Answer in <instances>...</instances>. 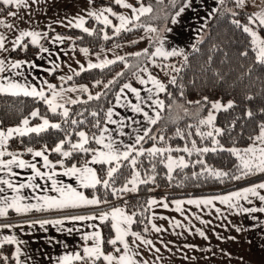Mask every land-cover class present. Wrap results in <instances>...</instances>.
<instances>
[{
    "label": "trees",
    "instance_id": "16d2710c",
    "mask_svg": "<svg viewBox=\"0 0 264 264\" xmlns=\"http://www.w3.org/2000/svg\"><path fill=\"white\" fill-rule=\"evenodd\" d=\"M227 1L224 0L207 21L203 30L204 35L196 43L199 51L192 48L187 53L188 60L186 63L182 57L162 61V59L154 57L151 59L148 57L137 58L134 54H129L124 60H117L115 63L102 68L83 70L79 75H75L70 82L89 84L92 89L91 96L95 97L100 94V99L89 100L86 96L76 104L66 105L69 109L68 118L62 117L61 112L53 114L47 105L38 98L0 94V126L2 128L20 125L24 118L31 117L30 113L34 110H39L40 116L33 118L32 123L40 121L41 117H46L61 124V129L50 128L39 136L31 134L25 137H13L8 142L7 151L29 155L28 147L33 148V150L46 147L52 159L58 160L61 155L53 152L52 149L63 139L66 141L64 150H71V143H76L79 139L76 135L79 131L88 134L90 138L88 147L96 149L97 144L91 137L93 134L99 136L101 133L107 120V110L116 101L120 88L125 83L137 85V76L144 74L135 67H126L125 65L131 66L139 63L140 67L148 69L147 72L160 77L167 86V91L162 93L165 108L161 113V119L152 126L150 136H153L156 131L157 136H161L164 132H170L168 140L174 147L187 146L192 148V141L196 142V147L204 145L208 147L213 144L212 137L197 135V118L192 115H181L177 119L174 118V115L179 113L176 111L177 104L183 105L187 110L191 109L190 113L197 112L195 109H198L200 118L207 113L213 101L231 100L233 107L227 110L221 109L215 121V124L222 130L217 135V144L227 148L209 150L206 153H198L193 150L191 155L174 149L172 152L156 157L149 156L145 151L144 156L138 157L137 168L141 173V179L154 177V180H149L146 184H139L137 194L127 195L129 196L128 199L117 202L120 194L123 193L119 189L127 183L133 173L132 166L128 162H124V166L115 174V181H110L111 186L109 188L98 185L95 189L103 201L107 200L108 204L112 205L125 204L130 212L135 213V229L143 230V224L146 223L149 215L147 200L150 195H166L170 199L180 196L218 193L264 180V173L243 175L238 167L240 165L239 158L229 149L232 146H245L252 142L259 133V126L264 123V65L255 61V51L254 46L251 45V38L232 23L233 20L238 19L241 24H247L251 13L241 9L237 4L240 10H237L236 15H233V12L228 11L225 7ZM233 1L236 2V0ZM102 2L104 0L97 1V3ZM144 2L153 5L154 13L151 15L157 14L161 17L159 20L142 17L140 22L146 27L162 22L171 25L175 13L187 0H176L175 6L170 0H163L162 3H158L157 0H144ZM165 2H168V6L162 10L164 7L162 4ZM114 6L116 7V5ZM10 10L11 7L3 8L0 5V16L6 15ZM163 14L167 15L166 19ZM86 27L95 28V32L90 35L80 28L66 29L61 32L73 37L74 40L71 43L76 47L86 46L91 51H97L115 43L138 37L145 28L134 27L131 31L116 35L112 34L111 28L106 31L103 24L96 23L94 19H90ZM259 30L264 37V30ZM105 33L109 35L110 39L105 40L103 38ZM155 46V41H152L147 49L149 52H154ZM38 50L39 47L28 43L26 49L19 48L14 51L13 57L30 59ZM245 52L247 55H243ZM154 62H165L179 66L181 70L178 73L174 71L172 73V77H176V83H170L172 77L168 79L161 75L160 69ZM134 72L137 75H133ZM119 73H123V75H118ZM110 81H114V83L109 84ZM205 97H207V101L204 100ZM196 101H200V104H196ZM93 111L97 112L98 116L93 117L91 115ZM249 111L253 113L251 117L247 115ZM65 119L68 122H65ZM72 119L83 121V123L72 125L70 123ZM97 120L100 122L99 128L93 126ZM190 125L191 127H189ZM204 127L208 128L209 126ZM177 130L180 134L177 133ZM145 139L146 141L142 144L144 147L153 143H161L158 137L155 140ZM166 145L168 144L166 143ZM179 153L188 157L189 164L187 167H178L169 174L166 158L168 154ZM90 157L91 153L74 152L71 157L66 158L64 163L66 165H81ZM153 165H155L154 171ZM107 167L108 165L97 166L100 177L106 178ZM213 172H224L227 175L215 176L212 174ZM236 176H239L240 179H235ZM104 234L106 242L112 235L110 222L104 225ZM109 247V244L105 243V250H108ZM2 256H7L9 259L5 262L0 258V264H15L11 256L10 245H5L1 249L0 257Z\"/></svg>",
    "mask_w": 264,
    "mask_h": 264
},
{
    "label": "snow or ice",
    "instance_id": "6c2138e0",
    "mask_svg": "<svg viewBox=\"0 0 264 264\" xmlns=\"http://www.w3.org/2000/svg\"><path fill=\"white\" fill-rule=\"evenodd\" d=\"M93 0H89V4H91ZM138 7L134 6L132 3H128L127 0H114V3L122 8L129 9L131 12V16L124 15V14H118L113 10L112 7H104L99 10H89L87 12V15L89 17H94L97 21H99L101 24L105 26L112 25V20L109 19L108 15H105V13H109L111 16L116 17V19L119 21L118 26L114 27V31L116 34H120L122 31H131L133 27H145L143 23H141V17H148L149 19H158L160 18L158 15H151L154 13V8L152 4H145L143 0H137ZM158 3H162L163 0H157ZM172 5L175 6L176 0H171ZM224 0H220V3L222 4ZM237 4L239 6H244L245 0H236ZM0 4L7 6H15L16 9H19L21 7H27L28 3L27 0H0ZM190 3L184 4L181 7H179L178 11L175 13V16L172 18V23L176 22L175 17H178L185 11L186 7H189ZM215 11V9L213 10ZM7 15L15 17L17 15L16 11H9ZM233 15H236V13H233ZM166 19V17H165ZM258 22V27L261 30H264V10H261L259 12H256L248 17V23L247 24H241V22L237 20H233L232 23H234L238 28H241L244 33H246L251 38V45L254 46L255 51V61L259 64L264 65V38H261L260 35H258V31L254 30L253 27L250 25L256 24ZM69 24H72V21H69ZM0 25L12 29L14 26L11 23H5L4 20H0ZM85 19L83 16H79L78 18H75V24L74 27L81 28L85 33L92 34L89 30V28L85 27ZM146 31L148 33H153L155 36L153 37L155 44L157 45L155 47L154 52H149V50L146 48L142 52H136L134 55L137 58L140 57H148L151 59L152 57H163L167 59L168 57L173 56H181L186 63L188 60L187 54L183 50L178 49H171L168 50L165 48V42H166V35L165 33L171 31L166 25L163 28H157L153 27L151 25H148L146 27ZM41 33L37 31H20L19 35L16 37L14 41V46L19 47L21 46V41L25 39V37L31 38V44L38 45L40 43L41 39ZM43 35H47V33H44ZM103 38L105 40L110 39V37L107 35V33L104 34ZM56 40H62L63 38L60 36H57L55 38ZM5 41L6 37L3 34H0V51H8V49L5 47ZM15 47L13 50H15ZM23 47L26 49L28 47L27 44H24ZM193 50L199 51V49L194 44ZM41 52H48L49 50L47 48H40ZM87 55L88 50L87 49H81ZM243 55H247V53H243ZM118 60H124V57H117ZM24 63L22 61H16L11 62L9 61L7 64L5 62V59H0V74L5 73L7 70H14L19 69L21 67V64ZM115 63L114 60H104L100 64H89V68H102L106 65ZM35 66V65H33ZM126 67H135L139 72H147L148 69L146 67H140L139 63L136 65H125ZM59 65H55L52 69L53 71L55 68H58ZM164 67H169L165 65ZM171 70L174 72H179L181 69L175 67V65L170 66ZM15 75H22V73H15ZM76 75H79L77 72ZM118 75H123V73H119ZM133 75H137L136 72L133 73ZM139 83L144 85L150 83L153 87L148 88L147 92L149 95L146 98L141 97L140 90L133 87L130 83H125L121 89L120 93L116 96V101L119 104L121 99V94L124 93V90L127 89L131 93L135 95V98L137 101H140V103L132 104L130 101L128 102V106L131 108V110L134 113L143 114V117L145 121L150 125H155L158 120L161 119V111L165 108V104L163 100H160L158 98H153V90L155 89V95L158 97L159 93H163L167 91V86L161 82L156 77L152 76L151 74L148 75V79L145 80L143 78H140L137 76ZM60 80H64L65 78L61 76L59 78ZM67 79L71 80L72 77L69 76ZM0 80H4L6 82H0V94H8L11 96H25V97H32L34 99L38 98L39 100L43 101L48 109L53 113L56 114L58 109H62V112L60 115L64 118L69 117V109L65 107V104H76L79 101L74 99H66L65 98V92L66 91H76L75 88L71 89H63L61 88L59 91L56 90V85L47 84L48 89L51 91V96H46L43 89H38L36 86L28 85L26 83H19L15 80L10 79L9 77H0ZM47 83V82H45ZM114 83V81H110L109 84ZM170 83L175 84L176 83V77L173 76L170 80ZM107 87V85H105ZM81 91L87 92L86 87H82L80 89ZM89 100L93 99H100V94H97L95 97L89 95ZM251 99V97H249ZM205 101H207V97L204 98ZM150 101L151 103H148ZM141 103H144L149 108L154 109V115H150L148 111H145L144 108L141 107ZM196 104H200V101H196ZM171 107V105H169ZM233 107V102L229 101L227 105H222L219 101L212 102L211 108L213 110L219 111L221 109L227 110ZM186 115H192L194 118H197L198 125H204V126H213L215 115L213 112H209L207 118H199V110L195 113H188L187 110H185ZM93 117L98 116V113L93 111L91 113ZM113 110L109 108L107 110L106 116L109 123L116 124L117 121L112 119ZM249 117L253 115L251 111L247 113ZM30 116L32 118H36L40 116L39 110H34L30 113ZM42 122L35 125L30 126V121L26 117L24 118L20 125L16 127H10L7 130L0 129V172H3L6 170V175L15 177L18 175L17 172L13 171V166L19 169H30L33 175H31L28 180L29 182L27 184L25 183H19L18 185L13 183L12 180L6 179L3 177H0V185L6 186L7 189L11 190L15 195L9 197L7 195H2L5 193L6 188L0 187V217H6L9 213V210H13L17 214H26L32 210L36 211H46L51 209H79L86 206L91 205H99L103 202L99 198L93 197L89 198L84 195L83 192L77 191L76 188L72 187L71 185H67L62 183L61 181L55 179L57 175H63L67 177H74L82 187L84 188H92L96 189L98 185H102L104 188H109L111 186L110 181H115V174L118 173L119 169L124 166V162H128L132 168L133 173L131 175V179L127 181V183L119 189L121 192H127L132 191L135 192L137 184H146L149 182V180H154V177H148V179H141V173L136 170L138 167V157L144 156L145 151L148 153L151 157H156L158 155H162L165 152H172L174 149L168 147V148H159L153 146L150 149H143L142 147L137 148V145H141V142L145 140V138L149 139H157L155 136H150L149 133L151 132V128H147L143 130V134H137L133 140L132 144H123V142L117 143L111 136H109L108 142L105 143V133L109 132V129L107 127L103 128L101 130V133L99 136L93 134L91 137L92 140L95 141L97 145H101V149H94L91 147H88L90 144V138L84 131H79L76 133L79 137V141L76 143H71V150H64V145L66 143L65 140H60L56 146L52 149L53 152L60 154L64 158H69L73 155L74 152H81V153H91V160L85 161L84 164L81 166H77L73 164L71 167H65L64 166V160L61 159L57 161L56 163H53L49 160L48 155L45 153L48 151V149L45 147L43 150H33V148L28 147L27 152L30 153L33 157V159L39 157L42 158L43 164L42 167L45 169H49V171H41L39 167H37L36 163L26 161L21 158V154L14 153L11 151H7V145L10 139L15 137H25L29 136L31 134H35L39 136L41 133H44L51 129H61L60 123H50V121L46 117H41ZM65 122H68L67 119H65ZM72 125H76L78 123H83V121H78L76 119H72L70 121ZM133 123H139V121H133ZM94 127L99 128L100 122L99 120L96 121V123L93 125ZM191 127V125L189 126ZM139 132V130H136ZM221 129L216 128L215 133L219 135L221 133ZM177 133H179V130H177ZM120 135H124L123 131L120 132ZM197 135L200 136H207V137H213V132H201L199 127L197 128ZM158 139L160 141H163L165 137L163 135L159 136ZM214 143H218V141L214 140ZM120 145H123V149ZM259 145V146H258ZM195 150L198 153H206L210 149L205 148H197L196 142L192 141V149H189L188 147H184L183 149H175V151H184L187 152L189 155L192 154V151ZM212 151H215V148L211 149ZM231 152H233L240 160L239 170L243 172V175L247 176L249 174L254 173H264V123H262L259 126V133L253 138V143L251 146L243 150V154H241V151L238 149H231ZM135 153V155H133ZM8 156L10 159H3V157ZM167 170L170 174L174 167H187V164L185 163L184 157H179L178 160L173 159L172 156H167ZM200 163H203L202 161H199ZM57 164L60 165L61 168H63L62 173H58L56 171ZM91 164H101V165H108L106 168V178L100 177L97 174L96 169L91 167ZM155 169V165H153V171ZM211 171V170H210ZM215 176H224L227 175V173L224 172H213L212 173ZM37 178L44 179L46 178L47 181H51V191L58 193L56 196L51 195H42L37 196L36 200L37 203H26L25 201L29 198L23 195H20V192L24 188H31V189H40L41 191H48L46 188H41V185L38 183H34V181ZM235 179H240L239 176L234 177ZM128 184H131L132 187L129 188ZM259 190H264V183L256 184L252 187L244 188L242 191L233 192L226 196H217L212 197L208 199L203 200H188L187 203L189 204H195L199 207L200 204L205 205H211L213 203V200H219L221 204H227L229 208H238L240 212L243 213H256V212H262L264 213V207H251V208H245L240 206L238 203L240 200L248 201V203H252V200L250 197L257 198L260 202L264 203V195L261 194ZM236 201V203H233V201ZM149 205L156 204V200H150L148 201ZM181 201L176 202V211H182L180 204ZM165 208L168 207L167 204L163 205ZM216 211L219 213L220 209H216ZM135 213L132 214H126L125 210L119 207L111 209L110 212H100L99 215H69L65 216L63 219H56V220H41V221H34L33 223H39L41 227H43L45 224H54V225H63L65 220L71 221V222H83V221H93L99 219L101 223L104 222H110L111 229L114 230V238H111L105 242L103 239L102 233L99 230L98 225L90 224V228H94L97 230H94L89 233H84L82 235V240L85 241L84 246L81 250L72 252V253H66L58 258L57 264H138V262L133 258L135 255H138V253H133L132 249L130 247V244L126 237L131 235L132 237H135L136 240H141L145 245H151V240H145L140 233L131 231V226L135 222L134 221ZM204 223V221H201ZM19 225H9V224H3L0 225V228H11V227H18ZM153 229L157 232H160L161 229L157 227L155 224L152 225ZM237 231H241L240 228L236 229ZM68 233H72L73 229L69 228L67 229ZM79 231V229H77ZM147 231V229H145ZM199 231V230H197ZM200 236H204L205 233L203 231H199ZM90 242V243H88ZM24 243L23 241H20L17 239L16 236H4L2 239H0V248H2L5 244L7 245H17L14 253V259L16 264H22V261L20 260L21 256V248L19 247L20 244ZM105 243L113 246L112 252H106L104 249ZM122 245L121 247H117V245ZM190 247V246H189ZM156 251H159V249H156ZM2 258L5 262L8 261L9 257L2 256Z\"/></svg>",
    "mask_w": 264,
    "mask_h": 264
},
{
    "label": "crops",
    "instance_id": "0c3cea01",
    "mask_svg": "<svg viewBox=\"0 0 264 264\" xmlns=\"http://www.w3.org/2000/svg\"><path fill=\"white\" fill-rule=\"evenodd\" d=\"M34 1H38V3L35 4ZM97 1L98 0H93V2L89 4V0H27L28 6L17 9L16 11L17 15L15 17L9 16L6 14V15H2V17H0V20H4L5 23L14 24L18 21V18L22 20L24 14L28 12V15L26 16V20H27L31 18L30 17L31 14L36 13L38 9V5L40 3L42 5L41 9H43V12H44L43 17L36 18V15H35L33 17L34 20L32 21L34 23L36 22L38 27H42V21H41L42 19L48 16L52 17V15L56 13H60V14L71 13L73 17L83 16L85 19L84 26L86 27L87 22L90 19H93L92 17H89L87 15V12L89 10H99L111 3L116 5L114 3V0H104V2L102 3H97ZM130 1L131 2L134 1L138 3L137 0H130ZM188 3H190V6L186 7L185 11L181 13L180 16L175 17L176 22L175 23L171 22V25L169 28L171 29V31L168 32V37L165 42L166 49L171 50L175 48L178 50H183L185 54H187L193 48L192 46L200 40L199 39L200 34L202 32V29L206 25L207 20L215 12L213 10L214 9L216 10V8L221 4L220 0H187L185 4H188ZM33 4H35V6H33ZM2 28L7 29L4 26H2ZM74 28H77V27H74ZM48 36L49 34L45 37V39L41 43L43 48H47L49 50L48 52H41L40 50H38L36 54L30 59L14 58L13 53L10 54L8 58L6 59V64L9 61L11 62L22 61L24 63L21 64V67L19 69L7 70L5 73L0 74V77H9L10 79L15 80L19 83H26L28 85L36 86L38 89H43L45 92V95L49 97L51 96V91L47 87L48 83L56 85L57 91H59L61 88L65 90L75 88L76 91H66L65 98L80 101L84 97L92 95V89L90 85L85 82H78V83L70 82L71 80L67 79L69 76L73 78L77 72L80 73L83 70L91 69L88 67L90 63L100 64L104 60L117 61L118 60L117 57H125L126 55L130 53L140 52L142 51L141 46L148 45L150 41L152 40V37L154 36V34L150 33L147 36L148 41H146V43L142 44V42H140V44L142 45H139V42L135 44H132L131 41L120 42L118 43V45L121 44V45H124V47H119V49H115V51H111V52L107 51V49L112 48L116 44L111 45L110 48L109 47L101 48L97 51H91L90 49L86 47L78 48L73 43H67L64 38L62 40L51 41L54 34H52V36H50L49 39H48ZM32 46H35V45H32ZM130 47L134 51L131 52ZM81 49H87L88 50L87 55H85V53L81 51ZM173 57L176 58L177 56H173ZM156 59H165V58L156 57ZM55 65H59V67L55 68V70L53 71L52 69L54 68ZM17 72L22 73V75H15V73ZM149 74H151L152 76L156 77L161 82H163L160 77L156 76L155 74L149 73V72H144V74H142L140 78L147 80ZM51 76L53 77L56 76V79L54 78L51 80L50 79ZM61 76L65 78L63 81L59 79ZM0 82H6V81L0 80ZM131 85L137 88L138 90H140L141 97L143 98H146L149 95V93L147 92V89L153 87L150 83L142 85L139 83V80H138L137 85H133V84ZM82 87H86L87 92L81 91L80 89ZM118 93H120V90ZM154 93H155V89L153 90L154 99L158 98L162 100V93H159L158 97ZM129 101L132 104L140 103V101L136 100L135 95L133 93L125 89L124 93L121 94L120 103L118 104L117 101H115L114 104L111 106V109L113 110L112 119L117 121V123L112 124V123H109L108 120H106L103 128L107 127L109 129V132L104 134L106 137L105 143L108 142L107 138L111 136L117 143L122 141L123 144L125 145L132 144L137 134L142 135L144 129L152 128L153 125H150L145 121L142 113L137 114L131 110V108L128 106ZM148 103H151V102L148 101ZM65 105H68V104H65ZM141 107L144 108L145 111H148L150 115H154L153 108L147 107V105L144 103H141ZM133 121H139V123H133ZM41 122L42 120H40V122H37V124ZM37 124L35 122L30 123V126H35ZM13 127H16V126H13ZM8 128H2L0 126V129H3V130H7ZM136 130H139V132H137ZM121 131H123L124 135H120ZM120 146L123 149V145H120ZM138 146L140 145H137V147ZM101 148H102L101 145H97L96 149L99 150ZM43 149L44 148H38L35 150H43ZM45 154L48 155L49 160L52 161L53 163H56L57 161L61 159L65 161V158L62 156L58 160H53L52 157L50 156L49 151H47ZM21 158L26 161L36 163L37 167H39L41 171H49V169H45L42 167V164H43L42 158L37 157L33 159L31 154L29 155L21 154ZM91 158L92 156L87 161H90ZM3 159L7 160V159H10V157L5 156L3 157ZM81 165H77V166L79 167ZM98 165H101V164H91L90 166L96 169L97 171ZM64 166L71 167L72 165H66L64 163ZM13 171L17 172L18 175L15 177L7 176L6 170H5L3 172H0V177L10 179L13 181V183L18 185L19 183L27 184L29 182L28 178L31 175H33L30 169H19L13 166ZM56 171L58 173H62L63 168H61L60 165L57 164ZM97 174H98V171H97ZM55 179L61 181L64 184L71 185L72 187L76 188L77 191L83 192L84 195L89 198L96 197V198L101 199L97 195L95 189L82 187L80 183L74 177L57 175ZM262 181L264 182V180ZM34 183L40 184L42 189L46 188L48 189V191H41L40 189L34 190L31 188L22 189L20 192V195H23L29 198L28 200L25 201L26 203H34V204L37 203L38 202L36 200L37 196H42V195L56 196L58 195V193L52 192L50 190L51 181H47L46 178L44 179L37 178L34 181ZM0 187L6 188V186L4 185H0ZM247 187H240L239 190L241 191ZM223 192H226V191H223ZM2 195H7L11 197L15 195V193H13L11 190L6 188L5 193ZM201 198H204V197H201ZM233 203H236V201L234 200ZM238 203L242 207L251 208L247 204H244L243 201L241 200ZM112 207H113L112 204L103 202L99 205H91V206H86V207H82L79 209H63V210L51 209V210H46V211L32 210L26 214H17L16 212L10 209L6 217H0V225L9 224V225H19V226L11 227V228H0V239H2L4 236L14 235L17 237L18 240L24 242L19 245V247L21 248V253H22L20 256V260L22 261V264H57L58 258L60 256L66 253H72V252L82 249V247L85 244V241L82 240V235L84 233H89L94 230H97L94 228H90L89 227L90 224L99 226V230L101 231L103 239L105 240L104 225L108 222L101 223L99 219L93 220V221H83V222H71V221L65 220L63 225L45 224L43 227H41L39 223H33V222L41 221V220L63 219L65 216H69V215H97L98 216L100 212H109L110 208ZM224 211L232 227L235 225L239 227V224L245 225L248 227L247 231L249 232V234L251 233V231H254V227L257 225V223H259L254 213H243V212H240L238 208H231V211L230 209L225 208ZM128 212L130 211L128 210ZM148 219H149V216L146 220V224H148ZM134 221H135V217H134ZM251 227L253 229H251ZM69 228L73 229L72 233H68L67 229ZM77 229H79V231H77ZM234 234H237V233H234ZM237 235H239V232ZM10 246H11V256L14 259V253H15V249L17 245L13 244ZM2 248H0V251ZM104 249H105V245H104ZM105 251L107 252V250ZM157 256H158V253H157ZM173 258L174 257L172 255L165 254L164 261L169 262ZM160 264L162 263L160 262Z\"/></svg>",
    "mask_w": 264,
    "mask_h": 264
},
{
    "label": "rangeland",
    "instance_id": "374dc122",
    "mask_svg": "<svg viewBox=\"0 0 264 264\" xmlns=\"http://www.w3.org/2000/svg\"><path fill=\"white\" fill-rule=\"evenodd\" d=\"M127 2L132 3L134 6H137V7L139 6L138 3L134 1L131 2L129 0ZM34 3L37 4L38 1H34ZM35 4H33V6H35ZM145 4L147 5V3ZM0 5L3 8L5 7L2 4ZM41 6L42 5L39 3L36 13L31 14L30 16L31 18L26 20V16L28 15V12L24 14L22 20L18 18V21L13 24L14 27L12 29H8V28L4 29L2 28V25H0V34L5 35L6 37L5 47L8 49V51H0V59H5V62H6V59L8 58L10 54L13 53V51H15L19 47L21 49H25L23 45L24 44L28 45V43L29 44L31 43V38L25 37V39L21 41V46L15 47V50H13L14 41L16 37L19 35L20 31H33L34 30V31L40 32L42 34L40 43L38 45H35L39 47V50H40V47H42L41 45L42 41L45 39V37L48 34H49L48 39L50 38V36H52V34H54L51 41H55L56 40L55 38L57 36L64 38L65 41L68 43H71L74 40L73 37L67 34H64L61 31L66 30L67 28L69 29L74 28L73 25L75 24V18L77 16L73 17L71 13H62V14L56 13V14H53L52 17L48 16L42 19L41 20L42 27H38L36 22L34 23L32 21L34 20L33 17L35 15H36V18L43 17L44 12H43V9H41ZM162 6H164L162 10H164L165 7L168 6V2H165L164 4H162ZM219 6L216 8V10L219 8ZM7 7H11L10 11H13V10L17 11L15 6H7ZM105 7H112L113 10L117 12L118 14H124V15L131 16V12L129 9L122 8L118 5H116L115 7L113 4H109ZM225 7L228 11H231L233 13H235L237 10H240L239 6H237V3L234 2L233 0H228L226 2ZM240 8L249 11L252 15L256 12L264 10V0H245L244 6L242 7L240 6ZM105 15H108L109 19H111L113 23L110 26L103 25L104 29L107 31L108 28H111L113 30L112 34H116L114 31V27L118 26L119 21L116 19V17L111 16L109 13H105ZM163 16L167 17L166 14H163ZM92 18L96 21V23H100L94 17ZM160 18H158L157 20H159ZM69 21H72V24H69ZM158 25H151V26L157 27V28H163L166 25L168 28H170V25H168L166 22H162L161 24H158ZM250 26L253 27L254 30L258 31V35H260L261 38H264L262 33L259 30L258 22ZM146 27L144 28V31L138 35V38L134 37L133 39H130L128 41H131L132 44L139 42V45L146 43V41H148L147 36L150 34V33L148 34V32L146 31ZM204 28L202 29L199 39H202L204 35L203 33ZM89 30L91 33L95 32V28H89ZM123 32L125 31H122L121 33ZM44 33H47V35H43ZM165 35L166 37H168V32L165 33ZM153 37L148 45L141 46L142 50L146 49L151 44V42L154 41ZM140 42H142V44H140ZM118 43H115L116 45L113 44L114 46L112 48H110L109 46L110 49H107V51L111 52V51H115V49H119V47H124V45H121V44L118 45ZM85 47H80V48H85ZM86 48L89 49V47H86ZM104 48H108V47H104ZM130 49H131V52L134 51L131 47ZM134 53H130V54H134ZM177 57H180V56H177ZM173 58L175 57L162 59V61L173 59ZM154 64L157 65L158 68L160 69L161 75L166 76L168 79L172 77L173 71L171 70L170 66H172L173 64L165 63V62H162V63L154 62ZM165 65L169 67H164ZM175 67L180 68L179 66H175ZM141 76L142 75H139V77ZM54 78L56 79V76L50 77L51 80ZM217 101H219L222 105H227V103L231 100H226V101L216 100L213 102H217ZM65 107L67 106L65 105ZM185 110H187V108L183 107V105L181 104H177L176 111H178L179 113L174 115V118L177 119V117L181 115H186ZM195 110H198V109H195ZM190 111L191 109L187 110L188 113H190ZM210 111L213 112V114L215 115L213 126H209L207 128V127H204V125H198L197 123L196 130L199 127L201 132L206 133L208 131H212L213 132V137H212L213 144L209 145L208 147L207 145H204L202 147H197V148L207 147L210 150L213 148L215 149L227 148L222 145H218L217 143H214V140L217 141V134L215 133V129L219 128V126L215 124V121H216L218 112L220 110L216 111L210 107L207 113L204 114V116H201L200 118H207ZM57 112H62V109H58ZM28 119L30 123H32L31 120L33 118L28 117ZM48 120L50 121V123H57V122H54L53 120H50V119ZM37 122H40V121H36L35 123L37 124ZM10 127H13V126H10ZM169 134L170 132H164L162 134L165 137V139L163 141H160L161 142L160 144L153 143L150 146L144 147L142 146V144L146 141L145 139L144 141H142L141 145L138 146L137 148L142 147L143 149L147 150V149L152 148L153 146L159 147V148L170 147L172 149H177V148L183 149L184 147H187V146L174 147L168 140ZM153 136L159 137L157 136V131L154 132ZM78 141L79 139L76 142ZM166 143L168 145H166ZM252 143L253 141L245 146H232L229 149H233V148L238 149L241 151V154H243V150L251 146ZM189 149H192V148H189ZM134 154L135 153H133V155ZM169 155L172 156L173 159H176V160H178L179 157L183 156L185 163L187 165L189 164L188 157L183 153L168 154V156ZM166 164H167V159H166ZM176 168L178 167H174L171 173H173ZM136 170L139 171L138 168ZM140 178H142V176ZM130 179L131 177L129 178V180ZM259 183H264V182L258 181L256 183H253L252 185L250 184L247 186L252 187ZM247 186H242V187H247ZM128 187L131 188L132 185L128 184ZM136 189L137 190L135 192L127 191V192H123L122 194H120V198L117 199V202L123 199H128L129 196L127 195L137 194L139 191V183L137 184ZM239 189L240 188H236L233 190H229V191L222 192V193L218 192L215 194L210 193V194H203V195L180 196V197L170 198V199L166 195H161V196L150 195L147 200V206H148V212H149L148 224L146 223L143 224V230H138L137 228L135 229L134 224H133L131 226V231L140 233V235L145 240H151L152 244L145 245L141 240H136V238L132 237L131 235L126 237V239L128 240L130 244L132 252L138 253V255H135L133 258L138 262V264H160V262L162 264H264V213L262 212L254 213L259 223H257V225L254 227V231H251V233L249 234V232L247 231L248 227L245 225L239 224V227H237V225L233 227L230 225L229 219L224 211L225 208H228L231 211V208H229L227 204H221L219 200H213V203L211 205L202 204V205H199V207L195 204L187 203L188 200H203V199H208V198L217 197V196H226L233 192H237ZM258 191H260L261 194L264 195V190L258 189ZM201 197H204V198H201ZM250 199L252 200V203H248V201H245V200H241V201H243L244 204H247L250 207H264V203L260 202L257 198L250 197ZM150 200H156L157 203L149 205L148 201ZM177 201L182 202L180 204L182 211H176ZM106 202L108 203L107 200ZM164 204H167L168 207L165 208L163 206ZM112 206L113 207L110 208V211L113 208L119 207V208L126 210L125 212L126 214H129V215L132 214V212L131 213L128 212L125 204L123 205L114 204ZM216 209H220V212L218 213ZM201 221H204V223H202ZM153 224L159 227L161 231L160 232L155 231L152 227ZM237 228H240L241 231H237L236 230ZM145 229H147V231H145ZM251 229L253 228L251 227ZM197 230L203 231L205 235L200 236L199 231ZM238 232H239V235H237ZM234 233H237V234H234ZM114 235H115L114 230H112L111 238H114ZM109 246L110 247L107 250V252H112L113 246L112 245H109ZM117 247H121L122 249V245L118 244ZM156 249H159V251H156ZM157 253L159 257L157 256ZM165 254L172 255L174 258L171 259L169 262H165L164 261ZM98 264H100V262H98Z\"/></svg>",
    "mask_w": 264,
    "mask_h": 264
}]
</instances>
